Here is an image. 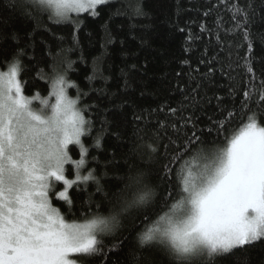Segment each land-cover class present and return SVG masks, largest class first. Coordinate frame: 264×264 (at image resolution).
Returning <instances> with one entry per match:
<instances>
[{"label": "snow or ice", "instance_id": "snow-or-ice-1", "mask_svg": "<svg viewBox=\"0 0 264 264\" xmlns=\"http://www.w3.org/2000/svg\"><path fill=\"white\" fill-rule=\"evenodd\" d=\"M120 2L115 13L110 11L113 0H6V8L0 9V63L8 68L0 72V264H248V249L264 243V120L260 119L264 113L252 110L238 129L226 134L236 112L221 109L223 120L207 117L211 127L201 128L194 109L206 84L189 74L191 83L184 86L186 103L167 109L172 115L187 114L171 124L158 122L151 141L145 140L143 129H135V139L122 158L126 171L113 174L115 187L110 191L102 183L109 173L97 174L91 167L98 158L91 156L83 139L91 135L92 121L85 115L87 109L78 107L82 94L77 98L68 94L76 85L67 79L66 70H60L64 61L58 68V57H52L48 97L39 92L25 95L27 82L21 75L26 71L22 58L27 52L10 49L5 43L9 38L17 43L20 39L14 31L7 35L13 19L6 15L8 10L35 22L29 37L43 26L41 19L46 15L53 25H71L72 39L78 43L81 13L98 18L109 9V19L149 15L144 0ZM232 13L247 49L244 68L248 79L240 108L249 112L253 103L258 109L264 106V79H257L255 47L257 41L264 46V32L251 30L264 21V15H257L254 0H245L243 5L235 0ZM104 27L107 31V24ZM259 62L264 64V57ZM200 63L209 67L203 78L214 75L216 69L210 62L202 59ZM71 67L67 61V68ZM131 69L138 70L136 65ZM235 92L232 88L230 95ZM214 98L219 108L223 98ZM203 99L211 103L206 95ZM221 138L223 146H216ZM101 140V136L95 138L91 148H100ZM72 144L79 145V159L70 155ZM160 156L165 163L154 173L158 183L151 184L149 173L132 161L154 164ZM116 164L113 153L104 168ZM66 165L74 166L73 179L65 175ZM53 181L62 182L63 190L56 193ZM89 183L95 185V192L82 205L80 220L69 222L52 206L49 193L71 205L69 190L75 186L87 191ZM130 236L133 246L123 260H112L110 253L118 255L117 249L124 250ZM108 237L115 243L105 244Z\"/></svg>", "mask_w": 264, "mask_h": 264}, {"label": "trees", "instance_id": "trees-1", "mask_svg": "<svg viewBox=\"0 0 264 264\" xmlns=\"http://www.w3.org/2000/svg\"><path fill=\"white\" fill-rule=\"evenodd\" d=\"M113 2L114 7L110 11L115 13L121 8V2ZM233 2L235 0H144L145 11L149 15L135 19L119 15L109 19V9H105L98 18L82 13L79 15L82 26L77 33L78 43L72 39L71 25H53L46 15L41 19L43 26L35 31L34 37H29L27 34L36 28L35 22L24 20L18 12L8 10L6 15H11L13 19L7 35L10 37L14 31L20 39L17 43L9 38L5 43L10 49L23 48L27 52L26 57L22 58L26 71L22 73L21 79L27 82L25 95L28 96L34 92H39L41 97L49 96L50 85L46 81L53 75L52 57H58V68L60 61H64L60 70H66L67 79L76 85L68 89V94L73 98H77L78 93L82 94L79 96L81 104L78 107L87 109L85 115L92 121L91 135L83 139L84 144L90 147L91 156L98 158L91 167L97 170V174L105 171L109 173L102 183L111 191L115 187L113 174L126 171L122 158L131 147L130 141L135 139L134 130L143 129L141 134L146 141H151L154 138L153 132L158 129V122L171 124L177 122L180 115L187 114L172 115L167 109L180 108L182 102L186 103L184 86L191 83L189 74L206 84L196 98L198 108L194 109L195 115L200 117L201 128L211 127L207 117L223 120L221 109L236 112L226 134L233 128L238 129L240 121L250 115L252 110L264 113V106L258 109L255 103L249 112L240 108L243 100L241 92L248 79L244 68L247 49L242 35L234 27ZM244 2L240 0L241 5ZM254 5L257 15H264L261 0H254ZM5 8L6 0H0V9ZM205 12H208L207 16ZM133 24L137 25L135 29L131 27ZM141 25L149 27L141 29ZM251 30L264 32V21H258ZM255 47L259 80L264 79V64L259 62L264 57V46L257 41ZM68 49L71 51H66ZM62 52L63 55L58 56ZM202 59L216 69L214 75L202 77V74L209 71V67L200 63ZM67 61L72 62L70 69L67 68ZM132 65H136L138 70H132ZM221 68L225 72H221ZM194 69L198 71L194 72ZM7 70V66L0 63V72ZM38 72L41 78H37ZM177 73L180 75L177 76ZM232 88L236 89L235 96L230 95ZM205 95L211 98V103L203 99ZM215 96L223 98L219 108ZM137 116L141 117L139 121L135 119ZM260 119L264 120V116ZM116 133L120 134L119 138ZM168 134H172L170 129ZM98 136L102 137V146L91 148ZM164 142L167 143L166 140ZM216 146H223L222 138L216 141ZM69 152L73 159H79V145H70ZM113 153L117 164L105 169L104 165L113 159ZM132 162L149 173L151 184L158 183L154 173L165 163L163 156L158 157L154 164L137 160ZM67 175L74 178L73 165H68ZM167 187L164 184V189ZM53 188L56 193L63 190L62 182H55ZM173 189L175 191V181ZM94 192L95 185L92 183L87 186V191L74 186L68 192L71 205L52 192L49 197L53 207L66 220L78 222L82 205L88 200V194ZM95 199L100 200L101 196L96 194ZM113 243L115 241L111 237L105 239V244ZM132 246L130 236L124 250L117 249L118 255L110 253L112 260H123L127 249ZM248 252V264H264V243H257Z\"/></svg>", "mask_w": 264, "mask_h": 264}, {"label": "rangeland", "instance_id": "rangeland-1", "mask_svg": "<svg viewBox=\"0 0 264 264\" xmlns=\"http://www.w3.org/2000/svg\"><path fill=\"white\" fill-rule=\"evenodd\" d=\"M82 14V13H81ZM76 17V14H73V19ZM1 72H7V71H1ZM48 97V96H47ZM51 102H54V100H52ZM33 107L34 108H38L39 107V105H38V102H34V104H33ZM69 147H70V145H69ZM67 170H68V165H66L65 166V175L67 176V178L68 179H71V178H69L68 177V175H67ZM54 184H55V181H53V186H54ZM51 193V192H50ZM50 198V197H49ZM53 206V205H52Z\"/></svg>", "mask_w": 264, "mask_h": 264}]
</instances>
